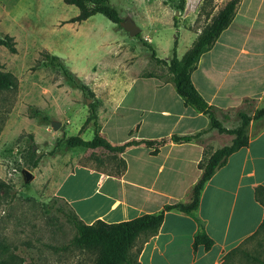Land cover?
Returning a JSON list of instances; mask_svg holds the SVG:
<instances>
[{
	"label": "rangeland",
	"instance_id": "obj_1",
	"mask_svg": "<svg viewBox=\"0 0 264 264\" xmlns=\"http://www.w3.org/2000/svg\"><path fill=\"white\" fill-rule=\"evenodd\" d=\"M149 1L138 6H147L153 10L154 25L147 28L149 22L135 20L134 24L141 30L140 38H131L127 33L124 36L130 43H137L138 40L141 42V37H145L147 42L150 39L149 45L157 57L163 59L173 56L174 42L183 33L186 34V30L189 34L197 33L208 23L209 19L202 12L212 10L214 15L229 0H189V5L187 0L184 3L182 0H161L160 5L169 10L168 15L164 14L163 8H159L160 0ZM204 2H207V6L203 10ZM122 4L110 1V6L124 19L126 13ZM197 4L196 11H193ZM186 6L188 11L185 15L183 11ZM76 15L78 9L65 5L62 0H0V36H10L16 50L10 53L0 46V70L10 73L17 80L15 89L0 90V264H91L90 257L70 246L75 230L66 216L69 212L68 203L56 195L57 189L63 182L62 192L72 198H87L72 208L79 212L83 208L95 211V203L106 186L98 185L99 174L87 170L98 173L104 170L116 175L122 172L120 160H124L119 155L112 156L101 149L91 151L70 148L66 144V139L72 136L92 140L93 123L87 121L91 114L89 106L93 104L95 107L100 129L104 118L99 115L105 100L103 93L116 89L110 81L97 82L87 77L90 74H104L100 67L110 73V68H98L95 58L87 62L78 59L82 66H75L77 61L74 58L81 52L69 48V45L76 48L96 46L98 42L111 38L116 25L99 14L82 24L79 30L76 24H72L76 27L54 25L71 20ZM93 30L98 33L93 34ZM244 38L239 36L240 40ZM246 43L250 48L252 39ZM186 44L181 40L178 58L182 57ZM137 46L147 57L150 56L146 47L140 44ZM260 46L263 50L264 41ZM143 53L140 52L141 56H144ZM49 54L60 57V61L48 59ZM59 63L86 85L93 97L77 89L58 66ZM104 63L110 66L111 59L107 58ZM249 67L243 68L244 73L240 74V91L256 93L263 80V70H249ZM146 68L156 74L167 71L153 60ZM165 74L170 75L168 71ZM263 107L264 100L259 102L246 99L234 111L217 112L215 117L223 128L232 130L240 124L238 111L246 110L252 116ZM53 122L60 123L58 130L52 128ZM262 129L264 117L252 118L247 136L255 135ZM215 132V144L206 149V155L229 144L233 138ZM131 164L132 169H135L137 163L131 161ZM176 165L177 162L172 160L168 162L161 180ZM147 168L151 169L152 165H147ZM24 171L32 175L29 182L25 181ZM129 178L136 176L131 173ZM226 214H230L228 208ZM236 214L234 211L232 230ZM254 258L264 260L262 230L230 251L224 257L223 264H255Z\"/></svg>",
	"mask_w": 264,
	"mask_h": 264
},
{
	"label": "crops",
	"instance_id": "obj_2",
	"mask_svg": "<svg viewBox=\"0 0 264 264\" xmlns=\"http://www.w3.org/2000/svg\"><path fill=\"white\" fill-rule=\"evenodd\" d=\"M110 1L123 3L126 13L123 20L129 18L134 23L135 20H146L149 22L147 28L154 25L153 10L147 6H138L151 1ZM160 3L161 0L158 2L159 8ZM189 3L187 0V5ZM187 7L183 11L185 15ZM197 7L198 4L193 11ZM161 8L168 15L169 10L164 5ZM94 16L82 23H68V19L54 25L77 26L79 30L82 24L91 21ZM185 32L186 34L183 33L177 39L176 56L181 40L187 43L184 55L200 33L198 31L189 34L187 30ZM95 33L98 32L93 30V34ZM126 33L122 27L116 26L111 32V38L98 42L96 46L84 45L76 48L69 45L73 51L81 52L75 56L76 61L80 59L87 62L95 58L98 68H110V73L100 67L104 74L87 76L97 82L110 81L116 88L106 90L102 96L105 100L99 115L104 116L100 128L103 137L113 145H122L130 140L158 141L171 139L173 136L198 137L189 143L167 141L155 148L144 145L128 148L119 155L125 161L126 168L118 175L104 170L98 173L87 168L89 173L99 174L100 187L106 186L95 203V211L83 208L79 212L72 208L87 198H72L62 192V182L56 195L67 202L87 225L96 220L109 224L129 221L145 214L156 213L164 205L187 203L190 191L201 174L198 164L206 149L215 144L216 132L210 128L208 117L185 104L179 97L171 76L165 74L168 71L167 66L156 63L167 70L159 74L146 68L150 65V56L147 57L137 46H143L139 40L137 43H130L124 36ZM239 36H245L244 40H240ZM249 39L253 43L250 48L246 43ZM141 40L146 41L145 37H141ZM263 41L264 0H240L229 26L200 57L191 73L194 87L207 104L214 108L215 114L232 112L246 99L259 102L264 100V49L261 50L260 46ZM147 43L150 44V39ZM107 58L111 59L110 66L104 63ZM171 58L158 59L168 63ZM74 65L82 66L78 61ZM248 67L249 70H263V80L256 93L240 91V74ZM121 135L125 138L120 137ZM171 160L177 162L176 168L161 180L160 177ZM131 161L137 163L135 169H132ZM149 164L152 165L151 169L147 168ZM131 173L136 178L128 179ZM259 186L264 188V129L250 135L248 145L228 157L225 165L217 170L201 193L195 218L202 222L206 234L213 240L212 248L205 251L199 246L194 250L193 240L198 230L196 220L193 216L170 211L165 214L158 234L142 245L139 264H222L224 257L255 234L264 220V209L254 195ZM227 208L230 210L228 216ZM234 211L237 214L232 230ZM140 243L141 240H138L136 245Z\"/></svg>",
	"mask_w": 264,
	"mask_h": 264
},
{
	"label": "trees",
	"instance_id": "obj_3",
	"mask_svg": "<svg viewBox=\"0 0 264 264\" xmlns=\"http://www.w3.org/2000/svg\"><path fill=\"white\" fill-rule=\"evenodd\" d=\"M65 5H71L78 9L79 14L69 20L68 23H82L94 15L100 14L121 28L123 19L119 16L117 10L110 6V0H62ZM205 1V0H204ZM240 0H229L216 14H212V10L202 12L208 23L201 29L197 38L183 55L181 59L176 56L177 41L174 42L173 56L171 60L166 63L159 60L154 49L144 40L141 43L150 52L151 60L156 63L167 66V70L171 75V80L174 84L177 94L184 101L185 104L193 107L196 111L205 114L210 121V128L219 133H225L233 136L229 144L224 145L211 154H203V158L198 164V169L201 172L198 181L194 184L190 191L189 201L187 203H176L172 205H164L158 212L152 214H145L135 219L119 222V223H105L102 220H96L92 224H85L68 205V214H66L68 222L75 230V236L70 241V246L88 257L91 258V264H139L138 258L142 250V245L150 238L156 236L163 223L164 216L170 211L182 213L184 215L193 216L196 220L198 230L194 236L193 249L202 246L205 251H209L214 242L206 234L204 225L195 218L198 211L201 193L206 183L212 176L222 168L228 157L248 145L249 137L247 136V128L250 121L264 117V107L253 113L252 116L246 110L238 111L237 115L240 118V124L232 130L225 129L221 123L216 119L214 108L209 106L207 102L198 93L193 85L191 73L198 63L200 57L207 52L214 42L218 39L220 34L229 26L232 21L236 6ZM184 3V0H182ZM207 2L202 4L204 10ZM201 16V15H200ZM140 38V34L136 36ZM0 46L5 47L10 53H15L13 39L8 36H0ZM50 60L60 61V58L52 55H47ZM58 66L63 73L69 78L74 85L83 94L93 97V93L88 87L82 84L69 70L61 63ZM17 87V80L10 73L2 72L0 70V90L15 89ZM91 114L88 122L92 121L94 127V136L92 140L87 141L77 136H72L66 139V144L70 148H81L85 150H105L106 152L115 155H121L128 148L144 145L148 148H155L165 144L167 141L175 143H189L198 136L192 137H176L171 139H161L158 141H144V140H130L122 145H113L103 137L98 127L97 114L93 104L90 106ZM263 130V129H262ZM122 164V172L126 168L124 161L120 160ZM256 201L264 209V188L259 186L254 192ZM262 230L264 233V220L259 226L255 234L248 239L254 237L258 231ZM141 243L137 246V241ZM255 264H264V260L253 259ZM223 264V263H222Z\"/></svg>",
	"mask_w": 264,
	"mask_h": 264
},
{
	"label": "water",
	"instance_id": "obj_4",
	"mask_svg": "<svg viewBox=\"0 0 264 264\" xmlns=\"http://www.w3.org/2000/svg\"><path fill=\"white\" fill-rule=\"evenodd\" d=\"M121 27L129 34L130 37H136L141 33V30L129 18L123 20ZM52 128L54 130H58L60 128V123L53 122ZM24 178L26 182H29L32 179V175L29 172L24 171Z\"/></svg>",
	"mask_w": 264,
	"mask_h": 264
}]
</instances>
